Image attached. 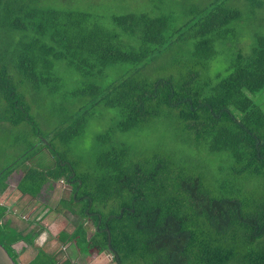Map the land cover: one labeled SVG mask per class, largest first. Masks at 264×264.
Here are the masks:
<instances>
[{
    "label": "trees",
    "instance_id": "trees-1",
    "mask_svg": "<svg viewBox=\"0 0 264 264\" xmlns=\"http://www.w3.org/2000/svg\"><path fill=\"white\" fill-rule=\"evenodd\" d=\"M152 2L149 12L104 15L74 0H0V110L7 122L31 120L21 86L43 92L58 76L48 69L63 62L80 77L75 97L89 94L113 111L119 133L161 128V144L148 145L145 157L110 140L84 182L56 146L66 147L89 114L76 115L71 138L60 128L42 136L35 126L28 136L37 146L21 159L45 147L56 163L45 171L21 163L18 189L35 197L47 179L72 184L77 216L96 230L89 235L80 225L61 240L84 255L108 251L118 264H264V181L254 182L264 176V33L254 34L249 54L237 45L241 23L264 31V4H183L185 20L173 28V14ZM221 56L230 65L215 72ZM111 69L117 76L104 83ZM200 152L214 155L217 168L205 167ZM13 170L0 175V191ZM7 211L0 206V244L17 264L11 245L20 237L2 223ZM31 264L58 263L39 254Z\"/></svg>",
    "mask_w": 264,
    "mask_h": 264
},
{
    "label": "rangeland",
    "instance_id": "rangeland-1",
    "mask_svg": "<svg viewBox=\"0 0 264 264\" xmlns=\"http://www.w3.org/2000/svg\"><path fill=\"white\" fill-rule=\"evenodd\" d=\"M152 1H154V3L157 2L160 8L163 7V11L173 14L174 19L172 22L176 25L173 27L175 28L178 26V21L185 20L186 17L183 12V4H192V6L198 5L203 8L209 2H213L214 0H170L172 4L169 2L165 3L167 0H74V3L79 5V7H82L84 3H90L92 4V7L89 10L96 9L97 12L105 15L109 12H121L122 14L149 12L152 11V8L146 7V4L154 6L152 5ZM260 1L264 4V0ZM175 3L177 5H174ZM232 5L238 8H245L247 1H232ZM262 9L264 11V7H262ZM175 10L179 11L180 16ZM260 18L264 21V14L261 15ZM103 21H105V19ZM254 25L255 23L248 21L244 24L241 23L238 31L239 42L237 44L241 55H246L251 52V49L255 44L256 34L264 33V31L255 33L259 28ZM227 65H230V59H223L221 56L217 62L213 63L212 68L215 72H217V70L221 72L223 69L225 72ZM116 71L117 70L115 69H111L106 78H104V83H106L107 80L115 78L117 76ZM48 72L57 74L58 76L49 82L48 85L50 87L43 92L37 93L32 87L27 86L26 88H23V86H21L22 90L27 93L26 100L30 102L29 115L31 120H29L28 123H23L21 125L11 124L3 118L0 110V175L5 174V171L8 169L14 168L12 172L8 173L9 177L5 180V184L8 188L4 191H0V203L2 202V199L6 201L8 198L14 197L16 185L20 178H23L22 176L25 174V172H23V165H19L24 162V160L21 159V156H23L25 151L31 145H35V147L37 146L35 137L32 138L28 136L31 129L35 126L39 129L42 136L47 135V133L52 134L51 136H53L57 128H60L63 132H66V134H63L64 136L69 138L72 137L66 147L60 145L59 147H56L60 148L65 155H67V159L70 163H75V173L84 182H88V180L96 174L93 173V165L97 160L95 158H98L101 155V151L109 149L107 146L111 144L110 140L113 142L111 144L112 146L120 148L123 145L127 146L133 152H138L140 157L146 156L148 152L146 149H149L148 145H153L154 143L157 145L161 144L158 143L161 138L156 137V132L161 130L160 127L153 126L150 130L137 134H121L116 128V117L113 111L104 108V106L99 103L96 104V100L92 99V96L89 94L75 97L74 91L78 86L77 84L80 81V77L78 74H75L72 69L66 66L65 63L54 62L52 67L48 69ZM16 82L18 83L19 80L16 79ZM31 96H33V98ZM1 100L2 98H0V109H3ZM79 112L89 114L88 119L84 122L83 126L80 127L81 130L78 131L75 136L70 137L72 134L70 131L74 129L76 115H78ZM104 135H108V139L107 137H104ZM99 137H103L107 140L103 143ZM45 140L46 138L41 141L47 143ZM176 142L177 138L167 141L169 145H173ZM56 143L59 142L54 141V147ZM111 145L109 147H111ZM200 154V157L205 159V161H203L205 167L209 168L213 166L212 169L217 168L216 165L218 163L214 155L207 154L206 152H200ZM56 157V154L54 156V154H52L47 148L39 147L37 153L24 163L27 167H34L39 170L44 169L45 171L56 163ZM44 171L43 173L45 174ZM97 174L99 175V172H97ZM205 174H207L208 177H218L216 172H208ZM260 181H264V176L254 179V182L257 184ZM27 184L29 186L31 184L33 185L31 181H28ZM248 187L253 190V185ZM70 190L71 187L66 184V181L64 180L53 181L51 186L46 184L43 190H40L38 196L32 197L30 195L32 198L30 202L27 203L26 208H29L31 205L33 206L30 213L24 216L31 218V214L38 212L40 206L44 204L47 205V208L49 209L46 213L47 221L54 222L49 225L52 227L51 231L53 234L55 233V235H59L63 230V235L69 236L73 233V230L80 225L89 235L94 234L93 232L96 228L93 222L89 219H80L76 214L78 207L75 204L67 202L70 194L73 195V193H70ZM64 201L65 203L63 204ZM15 203L21 206L23 200L18 199ZM108 204H113V201H109ZM43 210L44 208L42 207L40 211ZM18 215L19 213L17 210L15 216L17 217ZM22 217L23 216H21V218ZM26 217H23L22 219H25ZM37 230L38 229L35 228V231ZM63 235L62 237H64ZM67 249L68 250L65 252L62 249L65 261H61L59 257L58 259H56V257L52 258L58 260V264H63L66 261L72 264L71 259L74 260L75 258L76 264H92V262H97L98 264H117L114 259V254L108 251L101 254L93 252L86 256L79 252L78 247L73 241L68 243ZM30 253L32 255L27 256L25 261L17 258L18 264H26L36 253V250L33 249Z\"/></svg>",
    "mask_w": 264,
    "mask_h": 264
},
{
    "label": "crops",
    "instance_id": "crops-1",
    "mask_svg": "<svg viewBox=\"0 0 264 264\" xmlns=\"http://www.w3.org/2000/svg\"><path fill=\"white\" fill-rule=\"evenodd\" d=\"M73 176L74 175H72L71 177ZM21 180L22 178H20L19 182L16 185V188H15L16 191L14 192L15 194L14 197H10L6 201L2 199V202L0 203V206H4L8 210L7 214L3 217V223H6L7 227L10 228L11 231L15 235H18L20 237L16 243L11 245V248L17 255V258H19L22 261H25L27 256L32 255L30 251H32L33 249L36 250V253L32 256V258L28 260L26 264H31L39 254H44L51 258L56 257V259H58L59 257L61 261H65L63 251L65 252L66 250H68L67 249L68 243L67 244L61 243L62 242L61 238H63L62 235L64 233L63 230L59 233V235H55V233L53 234V232L51 231L52 227L49 225L50 223H54V222L47 221L46 213L49 211V209L47 208V205L42 204L38 212L31 214V218H27L26 216H24L30 213V210L33 205H31L29 208H26L27 203L30 202L32 197L28 194H22L19 191L18 187H19V183ZM51 183H53V181L50 179H47L44 182L43 186H41L40 190L41 189L43 190L46 184L51 186ZM66 184H68L71 187L70 193H74L73 185L68 182H66ZM39 192L37 193L36 196H38ZM74 197H75L74 194L73 195L70 194L67 201L70 202V200L74 199ZM18 199L23 200V203L21 206L15 203L16 200ZM76 204H77L76 206H79L78 202H76ZM42 207L44 208V210L40 211ZM17 210H18L19 215L16 217L15 213H17ZM21 216L26 217V218L22 219L23 217L21 218ZM35 228L38 230L35 231ZM75 259L74 260L71 259L72 264H76ZM55 261L58 262V260H55ZM115 261L118 264V261L117 260ZM92 264H98V263L92 262Z\"/></svg>",
    "mask_w": 264,
    "mask_h": 264
},
{
    "label": "water",
    "instance_id": "water-1",
    "mask_svg": "<svg viewBox=\"0 0 264 264\" xmlns=\"http://www.w3.org/2000/svg\"><path fill=\"white\" fill-rule=\"evenodd\" d=\"M0 264H16L15 260L8 254L5 248L0 244Z\"/></svg>",
    "mask_w": 264,
    "mask_h": 264
}]
</instances>
